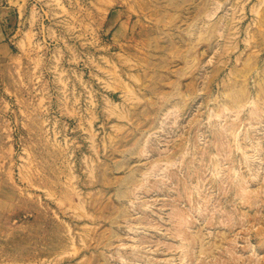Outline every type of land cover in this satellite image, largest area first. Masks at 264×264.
I'll list each match as a JSON object with an SVG mask.
<instances>
[{"label": "rangeland", "instance_id": "obj_1", "mask_svg": "<svg viewBox=\"0 0 264 264\" xmlns=\"http://www.w3.org/2000/svg\"><path fill=\"white\" fill-rule=\"evenodd\" d=\"M236 262L264 264V0H0V264Z\"/></svg>", "mask_w": 264, "mask_h": 264}, {"label": "bare ground", "instance_id": "obj_2", "mask_svg": "<svg viewBox=\"0 0 264 264\" xmlns=\"http://www.w3.org/2000/svg\"><path fill=\"white\" fill-rule=\"evenodd\" d=\"M241 107H242V106H241ZM240 112H241V111H240ZM253 112H254V111H253ZM253 112H252V113H253ZM255 112H256V111H255ZM255 114H256V113H255ZM219 115H221V114H219ZM221 117H222V116H221ZM234 128H235V127H234ZM229 130H230V129H229ZM234 131H235V129H234ZM232 132H233V131H232ZM236 132H237V131H236ZM236 136H237V135H236ZM229 138H230V137H229ZM229 138H228V139H229ZM231 139H232V138H231ZM229 140H230V139H229ZM219 142H220V141H219ZM225 143H226V142H225ZM235 143H236V141H235ZM233 144H234V143H233ZM240 144H242V142H240ZM230 146H231V145H230ZM219 147H220V146H219ZM235 148H237V147H235ZM243 148H244V147H243ZM218 149H219V148H218ZM214 150H215V149H214ZM233 150H234V149H233ZM242 150H243V149H242ZM231 151H232V150H231ZM223 152H224V151H223ZM219 153H220V152H219ZM234 153H235V151H234ZM234 153H233V154H234ZM226 154H227V153H226ZM230 155H231V154H230ZM222 156H223V154H222ZM233 156H234V155H233ZM216 157H217V156H216ZM173 159H174V158H173ZM168 160H169V159H168ZM217 160H218V159H217ZM233 160L235 161V159H233ZM237 161H238V160H237ZM221 163H222V162H221ZM237 164H238V163H237ZM237 164H236V165H237ZM220 166H221V164H220ZM239 166H240V165H239ZM216 167H217V166H216ZM227 167H228V166H227ZM230 168H232V167L230 166ZM234 168H235V167H234ZM234 168H233V169H234ZM236 168H237V167H236ZM215 169H216V168H215ZM221 169H222V168H221ZM218 170H220V169H218ZM231 173H233V172L231 171ZM235 173H236V172H235ZM243 173H244V172H243ZM217 175H218V174H217ZM231 175H232V174H231ZM235 175L237 176V174H235ZM235 175H234V176H235ZM238 175H239V174H238ZM219 176H220V175H219ZM236 176L234 177V179L236 178ZM246 176H247V175H245V177H246ZM215 177H216V176H215ZM232 177H233V175H232ZM242 177H243V176H242ZM245 177H244V180H245ZM216 178H217V177H216ZM216 178H215V179H216ZM248 178H249V177H248ZM223 179H224V178H223ZM239 179H240V177H239ZM242 179H243V178H242ZM217 180H218V179H217ZM237 180H238V179H237ZM240 180H241V179H240ZM231 181H234V180H231ZM235 181H236V180H235ZM250 181H251V178H250ZM214 182H216V181H214ZM214 182H213V183H214ZM221 182H222V181H221ZM228 182H229V181H228ZM237 182H238V181H237ZM240 182H241V181H240ZM240 182H238V183H240ZM228 184H229V183H228ZM228 184H227V185H228ZM246 184H247V183H246ZM218 185H219V184H218ZM224 185H225V184H224ZM243 185H244V184H243ZM233 186H234V185H233ZM238 186H239V184H238ZM240 186H241V185H240ZM235 187H236V186H235ZM242 187H243V186H242ZM215 188H216V187H215ZM238 188H239V187H238ZM231 189H232V187H231ZM221 191H222V190H221ZM225 191H226V190H225ZM231 192H232V191H231ZM200 193H201V192H200ZM239 193H240V192H239ZM230 194H231V193H230ZM234 195H235V194H234ZM224 196H225V194H224ZM224 196H223V197H224ZM241 197H242V196H241ZM221 199H222V198H221ZM224 199H225V197H224ZM231 200H232V199H231ZM225 201H226V200H225ZM233 201H234V200H233ZM235 201H237V200H235ZM230 203H231V202H230ZM235 203H236V202H235ZM219 204H220V203H219ZM217 205H218V204H217ZM217 205H216V206H217ZM216 206H215V207H216ZM223 206H224V205H223ZM218 208H219V206H218ZM223 208H224V207H223ZM223 208H222V209H223ZM230 210H231V209H230ZM232 210H233V209H232ZM222 211H223V210H222ZM213 212H214V210H213ZM230 212L233 213L232 211H230ZM230 212H229V213H230ZM235 212H236V211H235ZM215 213H216V212H215ZM216 214H217L216 216L218 217V212H217ZM234 214H235V213H234ZM232 215H233V214H232ZM232 215H231V216H232ZM200 216H201V215H200ZM208 216H209V215H208ZM224 218H225V217H224ZM226 218H227V216H226ZM229 218H231V217H229ZM236 218H237V216H236ZM211 219H212V218H211ZM232 219H233V218H232ZM234 219H235V217H234ZM237 219H239V218H237ZM237 219H236V221H237ZM218 220H219V218H218ZM228 220H229V219H228ZM228 220H227V221H228ZM259 220H260V219H259ZM178 221H179V220H178ZM183 221H184V220H183ZM216 221H217V219H216ZM219 221H220V220H219ZM249 221H250V220H249ZM249 221H248V222H249ZM188 222H189V221H188ZM237 222H238V221H237ZM180 223L182 224V222H180ZM185 223H186V225H187V222H186V221H185ZM232 223H234V222H232ZM232 223H231V225H232ZM220 224H221V222H220ZM224 224H225V223H224ZM177 225H180V224L178 223ZM182 225H183V224H182ZM188 225H189V224H188ZM229 225H230V224H229ZM229 225H228V226H229ZM237 225H238V224H237ZM177 227H178V226H177ZM221 227H222V226H221ZM221 227H220V228H221ZM230 228H231V226H230ZM224 229H225V228H224ZM233 229H234V228H233ZM228 230H229V229H228ZM249 230H250V229H249ZM180 231H181V230H180ZM225 231H226V229H225ZM261 231H262V230H261ZM176 233H179V231L177 232V229H176ZM181 233H182V231H181ZM226 233H227V232H226ZM181 235H182V234H181ZM179 237H181V236L179 235ZM225 238H226L225 234L221 235V237H220V239H221L222 241H223ZM183 239H184V237L182 238V240H183ZM188 239H189V238H188ZM188 239H187V240H188ZM226 241H227V240H226ZM228 241H229V240H228ZM182 242H183V241H182ZM261 242H262V241H261ZM234 243H235V241H234ZM234 243H233V244H234ZM183 244H184V243H183ZM220 244H221V243H220ZM218 245H219V244H218ZM236 245H237V244H236ZM224 249H225V248H224ZM236 249H237V248H236ZM228 250H229V248H228ZM237 250H238V249H237ZM221 251H222V250H221ZM233 251H234V250H233ZM201 252H203V251L201 250ZM224 252L226 253V251H224ZM236 252H237V251H236ZM233 253H234V252H233ZM201 254H202V253H201ZM192 255H193V254H192ZM231 255H232V254H231ZM188 256H189V255H188ZM209 256H210V255H209ZM225 256H226V255H225ZM215 257H216V256H215ZM187 258H188V257H187ZM197 258H198V257H197ZM225 258H226V257H224V259H225ZM227 258H228V257H227ZM193 260H194V259H193ZM259 260H260V259H259ZM183 261H184V259H183ZM196 261H197V260H196ZM212 261H214V260H212ZM238 261H239V259H238ZM243 262H244V261H243ZM243 262H242V263H243ZM232 263H233V262H232ZM236 263L239 264L238 262H236ZM203 264H205V263H203ZM219 264H220V263H219ZM244 264H245V263H244ZM255 264H256V263H255Z\"/></svg>", "mask_w": 264, "mask_h": 264}]
</instances>
